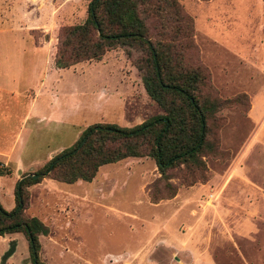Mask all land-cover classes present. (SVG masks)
<instances>
[{
  "label": "rangeland",
  "instance_id": "374dc122",
  "mask_svg": "<svg viewBox=\"0 0 264 264\" xmlns=\"http://www.w3.org/2000/svg\"><path fill=\"white\" fill-rule=\"evenodd\" d=\"M36 1L16 2V31L0 27V132L20 130L25 97L42 84L60 92L55 99L44 89L39 104L50 117L24 128L22 141L33 147L30 160L47 162L53 148L63 145L58 154L91 124L133 126L162 111L123 47L108 50L100 61L55 67L61 27L83 23L92 0ZM258 1L179 0L194 18L193 60L208 69L213 94L231 101L211 122L219 153L204 157L205 179L195 175L192 184L184 166L172 169L176 194L153 202L151 190L157 197L167 190L150 156L106 164L91 182L43 178L28 188L25 214L49 227L39 235L44 264H264V33L258 30ZM13 2L0 0V16L12 14ZM146 21L155 40L178 35L163 29L160 18ZM180 28L187 47V25ZM15 186L13 176L0 174L6 209L15 202ZM11 240L16 252L6 264H33L23 232L0 236V264Z\"/></svg>",
  "mask_w": 264,
  "mask_h": 264
},
{
  "label": "trees",
  "instance_id": "16d2710c",
  "mask_svg": "<svg viewBox=\"0 0 264 264\" xmlns=\"http://www.w3.org/2000/svg\"><path fill=\"white\" fill-rule=\"evenodd\" d=\"M149 17L160 18L162 28L175 30L177 37L170 42L155 40L146 21ZM175 24L179 26L175 28ZM183 24L188 28L187 47L179 39ZM193 31L194 18L184 11L179 0H92L83 23L61 27L54 57L56 68L100 61L108 50L123 47L142 73L147 94L162 111L133 126L108 122L87 126L75 143L37 171L22 175L14 189L13 209L7 210L0 200V236L23 232L33 264H44L39 235L48 234L49 227L37 216H26L28 188L45 177L68 184L91 182L106 164L150 156L167 190L159 197L151 190L153 202L176 194L169 182L172 169L184 166L193 178L192 184L198 181L195 175L205 179L204 157L219 153L211 122L231 101L213 94L208 69L193 60L197 51ZM131 48L139 50L140 55L133 57ZM10 172L0 166V174ZM34 174L39 176L35 178ZM16 247V241L11 240L9 249L1 255V264H6Z\"/></svg>",
  "mask_w": 264,
  "mask_h": 264
},
{
  "label": "crops",
  "instance_id": "0c3cea01",
  "mask_svg": "<svg viewBox=\"0 0 264 264\" xmlns=\"http://www.w3.org/2000/svg\"><path fill=\"white\" fill-rule=\"evenodd\" d=\"M13 1L14 2L11 5L12 14L6 17L0 16V27L3 26L4 29L8 31H16V28L20 27V22H21L20 15L18 14L17 11V7L19 8L20 5L16 3L18 2V0H13ZM51 2L54 4V0H51ZM39 4L40 2L39 0H37L36 6H39ZM257 10L259 12L258 30H260L259 33L263 34L264 33V0L258 1ZM54 21H55V16H54ZM252 22L254 21L252 20ZM251 29H253V27ZM44 89H47V87L46 85L42 84V87L39 89L37 94L31 93L25 97L26 99L25 111L23 113V116L20 118V124H21L20 130L14 133L6 132V131L4 133L0 132V163H1L0 166L2 167V169L11 170V172L6 175L13 176L16 183L22 177V176L20 177V174L23 175L26 172H31L30 170L32 166H35L36 164H40V166H43V164H45L46 162V160H44V162L37 163L35 161L30 160L29 152L33 149V147L30 145L29 139L27 140V138H25L22 141L24 128L30 121L35 120L37 124L39 121L46 119V117L47 118L50 117V110L41 111L39 104V99L41 96H43L42 92L44 91ZM46 92L51 98L56 99L60 97V92L55 87L51 88L50 90L47 89ZM46 113H49L48 116H46ZM61 147H63V145L53 148L50 152L49 157L50 158L53 157L54 153L57 150H59ZM14 206H15V202L12 203V205L9 208H7V210L13 209ZM11 235L12 234H7L6 238H8Z\"/></svg>",
  "mask_w": 264,
  "mask_h": 264
},
{
  "label": "water",
  "instance_id": "95a60500",
  "mask_svg": "<svg viewBox=\"0 0 264 264\" xmlns=\"http://www.w3.org/2000/svg\"><path fill=\"white\" fill-rule=\"evenodd\" d=\"M33 176H34L35 178H37L39 175H38V174H34Z\"/></svg>",
  "mask_w": 264,
  "mask_h": 264
}]
</instances>
